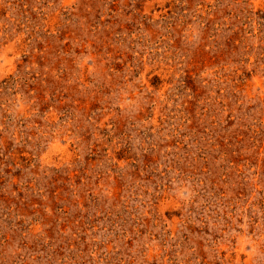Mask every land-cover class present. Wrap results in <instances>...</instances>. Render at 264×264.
Wrapping results in <instances>:
<instances>
[{
    "label": "rangeland",
    "instance_id": "374dc122",
    "mask_svg": "<svg viewBox=\"0 0 264 264\" xmlns=\"http://www.w3.org/2000/svg\"><path fill=\"white\" fill-rule=\"evenodd\" d=\"M0 264H264V0H0Z\"/></svg>",
    "mask_w": 264,
    "mask_h": 264
}]
</instances>
